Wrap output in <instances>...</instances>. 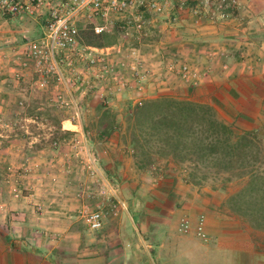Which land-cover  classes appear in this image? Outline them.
I'll use <instances>...</instances> for the list:
<instances>
[{
  "label": "crops",
  "instance_id": "1",
  "mask_svg": "<svg viewBox=\"0 0 264 264\" xmlns=\"http://www.w3.org/2000/svg\"><path fill=\"white\" fill-rule=\"evenodd\" d=\"M239 3V13L228 16L223 24L204 19L196 39H191L200 44L190 48L185 61L192 63L200 78L197 86L180 83V79L169 85L159 75L145 96L153 99L168 93L209 105L221 122L238 133L255 132L264 140V0ZM14 37L0 39V264H264L263 231L224 216L221 202L210 199L211 192L192 184L182 186L175 176L166 187L149 188L138 195L130 192L126 200H119L121 207L115 206L111 213L109 255L100 254L99 245L92 246L95 251L90 254H77L84 236L73 221L76 208L51 196L56 194L52 181L70 178L64 173L66 152L78 149L79 144L61 143L53 148L58 159H51L43 151H31V143H22L15 124L7 122V118L16 121L28 116L24 103L34 86L33 72L26 71L20 81L15 79L19 66L13 53L27 40L19 43ZM96 97L86 100L90 104ZM59 111L64 116L61 129L84 137L67 112ZM96 113L93 108L90 116ZM29 165L40 169L27 174L24 169ZM23 178L27 179L26 195L18 201L13 197L26 182ZM111 191L119 197L117 189ZM36 200L43 206L36 208ZM201 217L207 241L196 235ZM183 218L191 223L188 234L180 232Z\"/></svg>",
  "mask_w": 264,
  "mask_h": 264
},
{
  "label": "rangeland",
  "instance_id": "2",
  "mask_svg": "<svg viewBox=\"0 0 264 264\" xmlns=\"http://www.w3.org/2000/svg\"><path fill=\"white\" fill-rule=\"evenodd\" d=\"M240 8L241 6H239L238 10L229 12V17L238 14ZM144 15L146 18L148 17L146 14ZM206 18L210 20L208 17L204 19ZM204 19H202L201 23L198 25L195 24L194 21L188 19L178 27H173L166 21L157 20L144 28L146 35L139 39L134 38L131 40H125L121 37V21L119 20L112 21L111 24H108V31L106 33L117 34V45L121 44L125 45L126 48L138 50L137 53L152 66L151 68L155 72V77L160 75V78L170 85L173 79H180V83L182 80L177 72L168 69L167 64L170 61L186 62L189 65L192 64L189 61H185V54L189 53L191 47L196 48V46H194L195 44H200L191 39L197 37L195 32H198L197 29L202 26V22H206ZM224 22H226V20L214 25L223 24ZM85 27L88 26H81L80 29ZM42 31V23L34 19L25 18L23 20H13L7 18L0 20V39L3 36L7 38L14 35V38H16L19 43H22L25 39L34 40L39 38L42 35ZM32 79L34 86L29 90L30 100L24 103L25 105L27 104L25 108L28 116L17 117L16 121H13L12 118H7V122H9V124H15L14 127L18 132V138L22 143H31L28 145L31 151H43L47 157L50 156L51 159H58L53 148H57L61 143L79 144V147L77 145L78 149L73 148L71 145L72 149L66 152L67 163L65 164L64 173L70 176V178L64 180L65 184L62 181H52V183L56 184V186H54L56 194H52L51 198L53 197V199L58 200L57 202L62 199L68 206L76 208L73 221L80 226L79 230L82 231L84 236V242H82L77 254H90L95 251L92 250L91 247L99 245L100 254L109 255L111 252V213H113V210L116 211V207H121L119 200H126L127 194L130 192H133L134 195H138L149 188L158 189L162 186L166 187L174 176V178H177L178 184L189 187L192 184V179L190 177L192 170L187 164L174 165L167 160H161L149 171L139 170L135 165L131 150H128L117 136H113L106 141L100 140L96 136L92 124L97 121L99 117L98 112L93 116H86L84 118V137L81 138V133L79 134L80 136H77L81 139H77L72 133L67 139L60 142H52L53 136L57 130V126L53 125V123H55L53 120L57 119V121L61 123V119L64 118V116L60 117L59 110L66 111V109L58 106L57 103L51 100L49 91L40 90L35 85L37 79L35 75H33ZM184 85L188 87L187 84L184 83ZM74 93L76 94V92ZM166 94L168 93H164V95L159 97L165 96L181 100V98L168 96ZM97 103L102 108L116 113L119 116V120H123L124 113L134 107L132 95L129 94L111 97L110 100L108 99L105 102L99 97H96L90 103V108H97ZM20 106L21 105L18 104V107ZM2 122L4 123L5 120L3 119ZM61 131L65 132L62 129ZM259 139L263 141L262 144L264 146V140L261 138ZM91 161L93 163H91ZM61 164H64L63 161ZM29 166L30 168H34L33 165ZM56 167L58 169L62 166L59 167L56 165ZM24 168L25 166L21 167L20 170ZM37 168L34 169L37 170ZM261 168L264 173V163ZM125 174L127 177H124ZM200 178H202V173L196 174L195 179ZM222 178L223 176L217 177L209 173L202 185L197 187H200V190L204 193L208 194V192H211L210 199L212 200L214 198L220 201L221 208L224 204L222 208L224 216L230 217V219L232 218L233 220H238L243 226L253 228L246 219L228 213L227 205L225 206L228 197L241 190L243 185L237 177H234L224 186L225 182ZM23 180L26 181L27 179L23 178ZM25 183H27V181L20 187V192L17 191L19 192V197H15L14 194V199L19 201L26 195L25 188L27 185ZM111 188L119 191L118 198L113 196ZM36 202L37 203L34 205L36 208L43 206L38 200H36ZM221 208L218 210L221 211ZM95 211H101L105 216L104 226L100 231L89 230L85 222V217ZM73 252H76V250L73 249Z\"/></svg>",
  "mask_w": 264,
  "mask_h": 264
},
{
  "label": "built area",
  "instance_id": "3",
  "mask_svg": "<svg viewBox=\"0 0 264 264\" xmlns=\"http://www.w3.org/2000/svg\"><path fill=\"white\" fill-rule=\"evenodd\" d=\"M239 6V0H0V20L29 18L42 23V35L27 40L13 53L19 66L15 79L20 81L26 71L33 72L37 77L35 85L49 91L51 100L65 108L83 132L84 118L93 114L88 97L96 95L105 102L135 93L138 97L132 98L133 105L142 106L148 100L145 90L155 72L134 48L121 44L105 48L83 45L81 26L93 27L100 34L108 31L112 21L120 20L121 37L139 39L146 35L144 28L157 20L178 27L188 19L198 25L208 17L216 24L225 21L228 13ZM167 67L190 85L200 83L186 62L170 61ZM34 168L24 172L31 174ZM15 197L19 194L15 193ZM104 219L103 212L95 211L85 217V222L89 230L100 231ZM190 230V221L183 218L180 232L188 234ZM196 235L208 240L204 217L197 224Z\"/></svg>",
  "mask_w": 264,
  "mask_h": 264
},
{
  "label": "trees",
  "instance_id": "4",
  "mask_svg": "<svg viewBox=\"0 0 264 264\" xmlns=\"http://www.w3.org/2000/svg\"><path fill=\"white\" fill-rule=\"evenodd\" d=\"M80 39L83 45L105 48L116 45L118 38L116 33L97 34L88 26L80 29ZM96 107L99 117L92 124L96 136L105 141L117 136L131 150L141 171L167 160L174 165L187 164L195 186H201L209 173L223 176L224 186L237 177L243 187L228 197V213L264 231V146L258 134L238 133L217 118L213 107L189 100L165 96L149 99L125 112L123 120L98 103ZM53 121L57 130L52 142L72 134L62 132L60 122ZM198 173L202 178L195 179Z\"/></svg>",
  "mask_w": 264,
  "mask_h": 264
}]
</instances>
